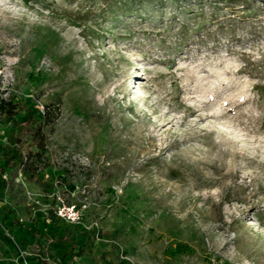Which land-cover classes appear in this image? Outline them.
I'll list each match as a JSON object with an SVG mask.
<instances>
[{
  "label": "rangeland",
  "instance_id": "rangeland-1",
  "mask_svg": "<svg viewBox=\"0 0 264 264\" xmlns=\"http://www.w3.org/2000/svg\"><path fill=\"white\" fill-rule=\"evenodd\" d=\"M2 99L0 264H264V0H0Z\"/></svg>",
  "mask_w": 264,
  "mask_h": 264
},
{
  "label": "trees",
  "instance_id": "trees-1",
  "mask_svg": "<svg viewBox=\"0 0 264 264\" xmlns=\"http://www.w3.org/2000/svg\"><path fill=\"white\" fill-rule=\"evenodd\" d=\"M0 110L5 113V115H8L10 118H12L17 110H16V104L13 103L12 99L6 100L2 99L0 100ZM29 121V120H28ZM26 122L28 125H30V122ZM32 131L35 135H40L41 132V126L37 125L34 128H32ZM38 141H41L42 143L45 141V137L41 135V138L38 139ZM36 153L33 152V150H27L25 152L23 150H14L12 155H9L1 164L0 166V175L6 172L8 169L15 168V167H22L26 160L31 159Z\"/></svg>",
  "mask_w": 264,
  "mask_h": 264
},
{
  "label": "built area",
  "instance_id": "built-area-1",
  "mask_svg": "<svg viewBox=\"0 0 264 264\" xmlns=\"http://www.w3.org/2000/svg\"><path fill=\"white\" fill-rule=\"evenodd\" d=\"M59 214L63 217H69L71 220L75 221L79 217V213L75 206H63L59 208Z\"/></svg>",
  "mask_w": 264,
  "mask_h": 264
}]
</instances>
